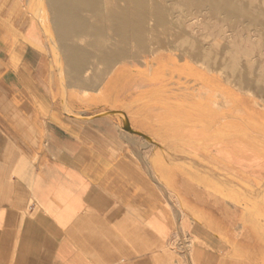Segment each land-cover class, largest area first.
<instances>
[{
  "label": "crops",
  "instance_id": "crops-1",
  "mask_svg": "<svg viewBox=\"0 0 264 264\" xmlns=\"http://www.w3.org/2000/svg\"><path fill=\"white\" fill-rule=\"evenodd\" d=\"M39 17L0 0V264H264V117L232 78L57 38L58 63Z\"/></svg>",
  "mask_w": 264,
  "mask_h": 264
},
{
  "label": "rangeland",
  "instance_id": "rangeland-1",
  "mask_svg": "<svg viewBox=\"0 0 264 264\" xmlns=\"http://www.w3.org/2000/svg\"><path fill=\"white\" fill-rule=\"evenodd\" d=\"M24 1L32 13H38L33 7L38 0ZM41 1L39 21L58 63L57 38L94 56L92 65L96 67L98 57L112 59L111 65L100 64L107 72L120 67L134 71L138 66L135 68L147 75L170 68L167 63H181L188 71L199 73L206 86L221 82L218 71H222L234 81L236 99L243 102L242 93L245 99L249 97L251 117H264V91L251 87L248 93L241 81L264 80V45L258 29L244 24L230 29L216 20H229L224 13L197 10L183 0ZM237 1L250 2L253 7L264 4L262 0ZM112 13L125 15L124 25H112Z\"/></svg>",
  "mask_w": 264,
  "mask_h": 264
},
{
  "label": "bare ground",
  "instance_id": "bare-ground-1",
  "mask_svg": "<svg viewBox=\"0 0 264 264\" xmlns=\"http://www.w3.org/2000/svg\"><path fill=\"white\" fill-rule=\"evenodd\" d=\"M183 1H185L186 5H192V6L196 7L197 10L204 8V9L209 10V12H212V13H215V12L216 13L217 12L224 13L226 16L229 17V20L226 19L224 21H220V19L218 20V18L216 20L220 24L228 26L230 29L237 28L238 26L243 25V24L249 28L258 29L260 31V33H259L260 38L262 40L261 44L264 45V7H263L264 4L262 5V7H253L254 5L251 6L250 2H247V1L238 2L237 0H183ZM252 1H256V0H252ZM262 1H264V0H262ZM40 5H42V1L40 0V2H39V0H38V2L35 3L33 6L35 11H38V14L43 13L42 6H40ZM33 7H32V9H33ZM193 10H194V8H193ZM116 11H118V10H116ZM124 16H122L121 14L119 15L118 13H112V15L110 17L111 18V24L114 26L117 24L124 25V21H125ZM126 18H127V16H126ZM112 25H111V27H112ZM55 55H56V53H55ZM58 58H59V55H58ZM217 59H219V58L217 57ZM234 74H235V72H234ZM241 81L243 82V87H246V88L253 87L255 89H258L259 91H262V92L264 91V80H263V82H261V81L256 82V81H252L250 78H246V80L242 79Z\"/></svg>",
  "mask_w": 264,
  "mask_h": 264
}]
</instances>
